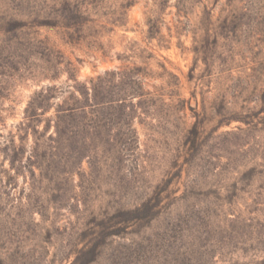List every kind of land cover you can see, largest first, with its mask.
<instances>
[{
    "label": "rangeland",
    "instance_id": "1",
    "mask_svg": "<svg viewBox=\"0 0 264 264\" xmlns=\"http://www.w3.org/2000/svg\"><path fill=\"white\" fill-rule=\"evenodd\" d=\"M91 78L95 143L45 158ZM0 154V264H264V0H0Z\"/></svg>",
    "mask_w": 264,
    "mask_h": 264
},
{
    "label": "trees",
    "instance_id": "2",
    "mask_svg": "<svg viewBox=\"0 0 264 264\" xmlns=\"http://www.w3.org/2000/svg\"><path fill=\"white\" fill-rule=\"evenodd\" d=\"M91 84H84L81 91L82 99H77L79 101L78 106L62 107L61 105L56 110V118L50 121L48 127H54V133L51 134L50 140L55 143H39L36 141L34 148L36 151L41 150L45 154V158L49 153H61L64 150L76 149L81 152V157L84 151L91 148L95 143V128L93 125L86 124L87 120H92L91 115L95 113L93 108L95 105L101 101V99H106L108 96V89L100 88L97 84L93 83V79H90ZM38 97H34L27 107L29 121L23 125V130L29 138L31 133L36 135L37 133V122L39 110L43 112L48 111L50 107V101L54 97L53 94L44 95L43 91L37 93ZM81 104V105H80ZM121 110H123V105H120ZM124 113V112H123ZM122 113V114H123ZM32 131V132H31ZM22 138V139H26ZM17 144L15 138L11 140V143H7L1 152L4 154L5 158L8 159L13 168L19 169L22 162L26 148L23 142ZM1 155V154H0ZM44 160H39L36 163H42Z\"/></svg>",
    "mask_w": 264,
    "mask_h": 264
}]
</instances>
